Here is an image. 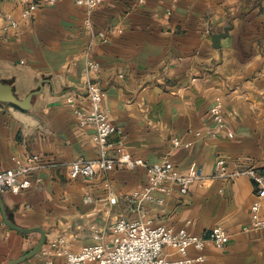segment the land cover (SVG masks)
<instances>
[{"label": "crops", "instance_id": "crops-1", "mask_svg": "<svg viewBox=\"0 0 264 264\" xmlns=\"http://www.w3.org/2000/svg\"><path fill=\"white\" fill-rule=\"evenodd\" d=\"M29 2L37 9L26 19L28 2L2 0L0 9V81L19 100L42 86L29 110L0 105V170L40 158L28 189L0 194L12 224L45 233L42 252L21 264H45V253L61 263L57 248L111 247L119 219L197 236L222 228L227 246L191 250L189 257L203 259L196 264H264V228L250 229L252 181L214 175L218 158L229 173L264 168V0H100L92 11L76 0ZM88 82L103 90L102 107L117 128L110 152L147 165L168 160L181 173L196 165L201 179L187 195L171 185L168 196L153 194L162 203L142 201L136 194L148 186L149 172L141 166L69 178V163L99 153L94 127H81L74 113L90 109ZM217 100L221 131L209 114ZM39 240L38 232L9 229L0 211V264L25 256Z\"/></svg>", "mask_w": 264, "mask_h": 264}, {"label": "built area", "instance_id": "built-area-1", "mask_svg": "<svg viewBox=\"0 0 264 264\" xmlns=\"http://www.w3.org/2000/svg\"><path fill=\"white\" fill-rule=\"evenodd\" d=\"M22 14L23 18H29L37 9V5L30 4ZM53 1V0H51ZM100 0H76V4L85 6L89 11L94 10ZM14 26L16 24H13ZM88 69L97 71L98 65L88 63ZM88 100L90 109H75V117L81 127L93 126L95 129L94 142L99 149L95 160H76L69 163L66 168L70 179H93L99 172L107 173L116 167H124L133 170L136 167H145L149 172L148 186L136 194L142 201H156L162 203L163 199H155L153 194L159 193L168 196L171 185H175L180 196L188 194L190 187L199 179L201 173L196 165H192L186 173H181L170 161L147 165L142 160H132L121 150L117 154L111 153L112 144L110 137L116 134L117 128L112 124L107 112L103 109L104 92L97 84L87 83ZM72 103L71 100H69ZM209 114L213 125L218 131L225 128V117L222 113L220 100L210 108ZM231 137L232 135L229 134ZM178 140H174V146H179ZM113 155H116L114 157ZM40 158L33 156L27 165L17 169L0 170V194H19L30 187L31 174L37 169ZM229 166L224 158H218L214 166V175L217 178H234L239 175L247 176L253 183L254 201L250 208V229L264 228V168L247 166L237 168L229 173ZM115 203V200H110ZM111 230L116 235V240L111 247L103 244H95L82 248L79 252L72 253L64 248H57L54 255L63 258V262L55 263L52 257H48L45 264H196L203 259L201 256L189 257V252L203 251L208 244L218 249H224L229 243V236L222 228L211 229L201 236L187 232L185 229L178 231L164 226H154L149 221L117 220ZM168 248L178 255L177 259H171L165 255Z\"/></svg>", "mask_w": 264, "mask_h": 264}, {"label": "water", "instance_id": "water-1", "mask_svg": "<svg viewBox=\"0 0 264 264\" xmlns=\"http://www.w3.org/2000/svg\"><path fill=\"white\" fill-rule=\"evenodd\" d=\"M2 5V0H0V9ZM223 34H219L213 37V41L215 42V47H219V39L223 37ZM40 90L42 88L41 85H39ZM40 90L37 92H32L30 93L24 100H19L16 98L14 95L13 89L9 84H6L2 81H0V105H11L17 108H20L21 110H29L31 107V100L34 96H37L40 93ZM0 211L1 215L3 218L4 224L11 230H14L16 232H19L21 234H29L32 232H38L40 234V240L38 244L36 245L35 248H33L28 254L25 256L19 258L18 260L10 262V264H21L24 263L25 261L39 255L42 252V248L45 244V233L42 229L40 228H35V229H29V230H24L21 228H18L14 224H12L6 217L3 204L1 202L0 198Z\"/></svg>", "mask_w": 264, "mask_h": 264}]
</instances>
